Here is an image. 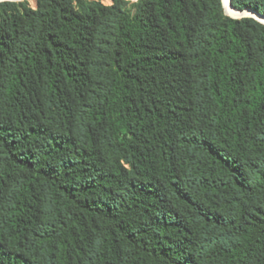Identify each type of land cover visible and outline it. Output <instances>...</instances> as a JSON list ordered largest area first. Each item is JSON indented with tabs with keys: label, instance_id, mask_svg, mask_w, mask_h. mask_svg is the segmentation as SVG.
<instances>
[{
	"label": "trees",
	"instance_id": "16d2710c",
	"mask_svg": "<svg viewBox=\"0 0 264 264\" xmlns=\"http://www.w3.org/2000/svg\"><path fill=\"white\" fill-rule=\"evenodd\" d=\"M36 1L0 3V264H264V24Z\"/></svg>",
	"mask_w": 264,
	"mask_h": 264
},
{
	"label": "water",
	"instance_id": "95a60500",
	"mask_svg": "<svg viewBox=\"0 0 264 264\" xmlns=\"http://www.w3.org/2000/svg\"><path fill=\"white\" fill-rule=\"evenodd\" d=\"M16 2V1H12V0H1L0 3L2 2ZM224 2V1H223ZM224 8H225V13L226 15H228L229 17L233 18V19H237V20H241V19H244V18H254L256 19L257 21L261 22L264 24V15L258 13L257 11L255 10H252V9H247V10H244V11H240L238 10L239 14L238 15H230L227 11H226V7H225V4H224ZM229 8H233V5H232V0H229Z\"/></svg>",
	"mask_w": 264,
	"mask_h": 264
},
{
	"label": "rangeland",
	"instance_id": "374dc122",
	"mask_svg": "<svg viewBox=\"0 0 264 264\" xmlns=\"http://www.w3.org/2000/svg\"><path fill=\"white\" fill-rule=\"evenodd\" d=\"M27 1L29 3V5L33 8H37V1L36 0H23L21 2ZM91 1H101L103 4L105 5H111L113 2L112 0H91ZM130 1V0H128ZM139 1V0H137ZM137 1H131V2H137Z\"/></svg>",
	"mask_w": 264,
	"mask_h": 264
},
{
	"label": "bare ground",
	"instance_id": "6f19581e",
	"mask_svg": "<svg viewBox=\"0 0 264 264\" xmlns=\"http://www.w3.org/2000/svg\"><path fill=\"white\" fill-rule=\"evenodd\" d=\"M12 1L21 2L23 0H12ZM130 1H137V0H130ZM223 1H224V4H225V7H226V11L230 15H238L239 14L238 10H236L234 7L233 8H229V0H223Z\"/></svg>",
	"mask_w": 264,
	"mask_h": 264
}]
</instances>
